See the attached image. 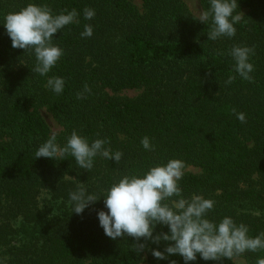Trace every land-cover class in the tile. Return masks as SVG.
I'll return each mask as SVG.
<instances>
[{"label": "trees", "instance_id": "1", "mask_svg": "<svg viewBox=\"0 0 264 264\" xmlns=\"http://www.w3.org/2000/svg\"><path fill=\"white\" fill-rule=\"evenodd\" d=\"M141 1L139 8L135 0H0V23L30 2L81 14L56 34L64 55L47 77L32 71L34 55L12 48L0 26L2 264H142L145 257L167 264L140 254L132 237L104 234L93 210L104 209L103 199L82 215L72 214L67 201L80 183L100 193L123 175L172 158L202 169L185 173L181 187L185 196L216 201L210 219L228 215L246 224L249 235L264 232V0H237L236 11L246 13L236 35L216 41L208 40L210 24L200 23L183 0ZM86 7L95 10L91 21L83 19ZM202 7L208 9V0ZM85 23L93 26L91 38L80 35ZM234 45L255 48L250 81L235 73L227 54ZM50 76L65 78L62 94L47 87ZM229 76L236 79L226 85ZM85 85L91 91L79 100ZM125 90L142 92L117 95ZM44 108L63 127L59 144L75 129L90 140H109L113 151L124 153L120 163L97 157L88 172L71 156L36 159L51 135ZM233 109L245 113V123ZM145 136L154 151L143 149ZM241 256L256 264L264 250Z\"/></svg>", "mask_w": 264, "mask_h": 264}, {"label": "clouds", "instance_id": "2", "mask_svg": "<svg viewBox=\"0 0 264 264\" xmlns=\"http://www.w3.org/2000/svg\"><path fill=\"white\" fill-rule=\"evenodd\" d=\"M208 4V9L198 17L200 23L210 24L208 40L233 38L236 25L242 19V14L236 11L237 0H208ZM80 15L76 9L54 13L47 3L30 2L18 12L4 16L0 26L6 30L12 48L34 55L32 71L47 77L64 55V50L54 42L56 34L77 23ZM95 15L94 9L84 8L85 21H91ZM83 29L82 38L93 36L91 24L85 23ZM227 54L234 62L235 73L250 81L255 70L251 62L255 48L234 45ZM235 79L236 76H229L225 84L231 85ZM65 85L64 77L50 76L47 79V87L58 95L64 92ZM90 91L85 85L83 91L77 93V99H85ZM232 111L241 123L246 122L245 113L236 109ZM108 145L110 141L107 139L90 140L74 129L63 145L57 142L56 134L50 135L37 147L34 155L36 159L53 160L71 156L80 169L90 172L97 157L120 163L124 153L113 151ZM141 145L145 151L155 150L148 136L141 139ZM186 169L185 161L172 158L143 173L123 175L100 193L89 191L85 183H80L68 193L67 203L72 214L82 215L103 199L106 210H93L104 234L112 240L132 237L137 241L135 247L140 254L147 252L167 264H179L172 257H179L183 264L198 260L222 264L224 260H232L246 252L264 250V232L249 235L246 224L237 223L228 215L219 220L210 219L215 200L198 193L183 194L181 181ZM256 264H264V257L257 258Z\"/></svg>", "mask_w": 264, "mask_h": 264}, {"label": "rangeland", "instance_id": "3", "mask_svg": "<svg viewBox=\"0 0 264 264\" xmlns=\"http://www.w3.org/2000/svg\"><path fill=\"white\" fill-rule=\"evenodd\" d=\"M183 1L188 6L189 10L196 17H199L200 13L203 11L202 0H183ZM135 4L139 8H141L142 1L141 0H135ZM244 13H246V11L242 12L241 14L243 15ZM141 92H142L141 90H125V91H122L121 93H119L117 95L122 96V97L135 98L138 95H140ZM41 115L43 116L45 122L49 126L50 131H51V135L56 134V136H58L61 133V131L63 130V127L55 120L53 115L50 112H48L45 108L41 109ZM187 172L200 175V174H202V169L199 167H195V166H187L185 173H187ZM231 261L233 264H247L246 258L241 256V255L234 257ZM143 264H153V263H151L149 261V259L146 258V259H144Z\"/></svg>", "mask_w": 264, "mask_h": 264}]
</instances>
